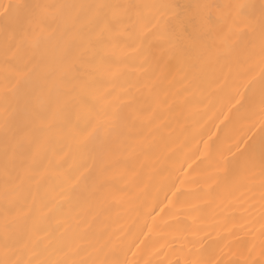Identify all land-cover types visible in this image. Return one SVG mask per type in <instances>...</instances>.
I'll use <instances>...</instances> for the list:
<instances>
[{"label":"bare ground","instance_id":"bare-ground-1","mask_svg":"<svg viewBox=\"0 0 264 264\" xmlns=\"http://www.w3.org/2000/svg\"><path fill=\"white\" fill-rule=\"evenodd\" d=\"M17 3H172L195 21L189 26L195 38H181L191 51L165 57L153 100L135 87L143 57L130 46L134 36L124 29L101 35L91 22L105 9H54L51 27L35 29L26 44L22 31L30 26L0 16V239L6 148L18 167L36 156L41 143L43 158L35 173L39 193L29 184L8 200L23 219L33 198L55 202L70 180L77 181L72 196L90 226L79 237L84 252L76 259L185 264L203 254L221 264H242L251 253L260 260L264 66L256 56L241 68L247 75L234 82L207 87L197 80L217 78L226 42L258 51V28L245 29L243 39L233 41L230 18L236 9L230 6L253 5L251 16L258 21L264 0H0V9ZM208 14L217 23L203 21ZM6 49L12 50L8 56ZM85 130L92 136L85 139ZM62 203L67 211V200ZM5 255L0 246V259ZM7 255L32 258L14 251Z\"/></svg>","mask_w":264,"mask_h":264},{"label":"snow or ice","instance_id":"snow-or-ice-1","mask_svg":"<svg viewBox=\"0 0 264 264\" xmlns=\"http://www.w3.org/2000/svg\"><path fill=\"white\" fill-rule=\"evenodd\" d=\"M199 7L209 10L220 6L201 5ZM230 7L236 9V15L230 18L233 41L242 40L243 36L247 34L245 29L255 33L258 28L259 49L258 51L249 50L241 43L226 42L225 51L222 53L224 61L217 78L213 81L200 78L197 80V84L203 83L207 87H213L220 86L222 81L228 79L233 82L241 79L247 75L241 72L242 66L256 56L260 57L261 65L264 66V5L261 6L258 21L251 16L250 9L254 7L253 5L238 4ZM57 8L105 9L106 11L102 14H93L90 18L91 22L100 28L101 35L105 32L111 34L119 29H124L132 34L134 40L130 46L134 52L143 57V62L136 66L143 72V75L135 87L137 90H147L142 94L150 95L153 100L159 96L160 85L157 81L160 78L161 65L164 63L165 57L191 51L190 46L184 44L181 38L185 34L189 40L195 38L193 33L189 32V26H194L195 21L185 14L180 5L172 3L59 6L17 3L5 5L0 9V16H3L5 20L14 16L18 24L27 23L30 26L32 30L22 31L21 41L26 44L33 39L35 29L51 27L50 20L54 15L53 10ZM145 10H152V15L145 16ZM202 19L207 23H217L211 14L202 17ZM155 50H159L161 55L157 56ZM11 52V49H6L5 55L8 56ZM261 84L264 85V75H262ZM185 91H190V89H185ZM4 102L5 128L7 129V95ZM166 103L167 101H165ZM237 103H239L238 100ZM92 131L85 130V139L92 136ZM41 148L42 144L38 143L36 156L18 167L15 165L14 159L8 157L6 148L4 222L2 225L3 236L0 239V246L3 247L6 255L4 259H0V264H89L87 260L76 259V256L82 255L84 252L80 246L79 237L90 226L88 220L81 214L80 203L72 196L77 181L70 180L67 188L62 191L59 199L55 202L43 200L38 202L33 198L30 207L23 210V219L16 211V206L8 200L10 194L20 191L29 184H36V192L39 193V180L35 173L39 171V166L42 163ZM14 155L15 153H13V157ZM262 165H264V161H262ZM85 167L87 166L85 165ZM9 189L12 191L10 192ZM64 200L68 202L67 211H64L65 206L62 203ZM88 215L91 216L93 213L90 211ZM261 240L260 260L252 259L250 253L242 264H264V232L261 233ZM9 251L22 253L32 258L20 260L15 255L9 257L7 255ZM70 252L73 254L69 255ZM61 256L65 258H58ZM103 264H129V262L114 257L104 261ZM132 264H135V261ZM185 264H221V261L216 257L201 254L199 259L190 258ZM234 264H241V261L237 260Z\"/></svg>","mask_w":264,"mask_h":264}]
</instances>
